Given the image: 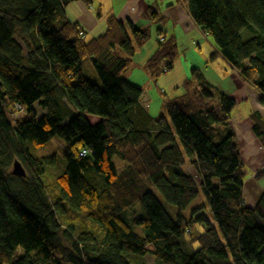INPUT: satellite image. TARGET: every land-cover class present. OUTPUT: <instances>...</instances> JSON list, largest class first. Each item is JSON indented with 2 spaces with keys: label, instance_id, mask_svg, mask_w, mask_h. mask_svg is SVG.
I'll use <instances>...</instances> for the list:
<instances>
[{
  "label": "trees",
  "instance_id": "1",
  "mask_svg": "<svg viewBox=\"0 0 264 264\" xmlns=\"http://www.w3.org/2000/svg\"><path fill=\"white\" fill-rule=\"evenodd\" d=\"M71 1L80 0H0V264H132L130 254L146 253L155 264H264V193L243 205L235 98L191 66L182 91L165 99L166 115L153 116L141 87L123 76L148 27L109 15L103 33L87 39L65 15ZM178 1L211 37V55L264 97V0ZM142 16L157 26L144 63L155 81L179 50L157 6ZM84 60L98 82L82 72ZM86 114L101 119L91 124ZM249 116L264 144L263 119ZM54 136L65 143V167L44 183L52 157L32 150ZM13 160L24 177L9 172ZM199 188L206 205L185 215Z\"/></svg>",
  "mask_w": 264,
  "mask_h": 264
},
{
  "label": "crops",
  "instance_id": "2",
  "mask_svg": "<svg viewBox=\"0 0 264 264\" xmlns=\"http://www.w3.org/2000/svg\"><path fill=\"white\" fill-rule=\"evenodd\" d=\"M150 5L157 6L161 15L165 16L164 22L161 23L165 35H167V29H173L172 35L176 37L179 55L171 71L180 69L174 75L178 77L174 82L166 85L162 83L160 76L154 81L147 75L146 70H144V63L155 50L156 43L148 45L145 43L146 46L142 45L136 48V53L132 56L133 60L131 58V64H133L135 63L134 57L138 53H143L141 57L142 64H139V66L144 70L145 76L140 81L141 84L132 78L133 70H130L131 68L125 70L127 73L124 72L126 73L124 77L141 87V102L143 101L144 104L146 101L148 102L149 106L146 103V109L153 116L158 115L160 112L151 111L150 104L152 102L149 103V100L152 101L158 92L164 91L163 93H165L171 87H178L188 75L191 66L200 68L204 77L219 91L235 98V106L231 111L230 122L232 129L235 131L236 141L245 165V176L241 188L242 200L243 205L247 207L255 206L260 195L264 193V144L251 128L253 122L249 115L252 112H258L264 122V97L259 90L243 80L238 72L229 66L221 56L216 53L211 55L216 50L212 39H209L208 35L194 25L189 15L186 14L183 4L178 0H92L90 4L80 0L69 2L64 6V9L68 20L76 22L78 28L84 31L85 37L90 39L103 33L106 17L109 15H114L123 21L128 19L134 26L144 27L146 18L144 19L142 14ZM175 29L179 30L180 36L184 37L182 48L178 44ZM209 48H212L211 51ZM181 50L194 53V59L186 64L185 68L181 58H179L182 55ZM184 55L185 53H183ZM161 84L164 85V88L160 86ZM172 95L174 94H170V96ZM189 170L195 175L196 171L193 168Z\"/></svg>",
  "mask_w": 264,
  "mask_h": 264
},
{
  "label": "rangeland",
  "instance_id": "3",
  "mask_svg": "<svg viewBox=\"0 0 264 264\" xmlns=\"http://www.w3.org/2000/svg\"><path fill=\"white\" fill-rule=\"evenodd\" d=\"M145 25L149 29V37H148L149 39L146 41L147 45L150 43L151 44L156 43V41H157L156 27L157 26H155L154 24H150L149 22H147V20L145 22ZM174 31H175V35L178 36V44H179L180 48H182V46L184 45V37L180 36L179 30L175 29ZM172 32H173V29H167V35L172 34ZM209 39H211V37H209ZM144 46H146V45H144ZM144 48H142V49H144ZM211 49H210V51H211ZM116 50H118V52L121 55L123 54V52L120 48H116ZM180 53L182 55H180L179 58H181V62L185 68V65L188 64L192 59H194V57H193L194 53H192L191 51H188V50H181ZM183 53H185L184 56H183ZM142 56H143V53H138L134 57L135 63L131 64L128 67V69L131 68L130 70H133L132 78L135 81H138L139 83H140V81H142L143 77L145 76L144 70H142V68H140V66H139V64H142L141 63V57ZM132 60H133V58H132ZM179 70L169 71V73H163V74L159 75L160 77L159 76L158 77L160 78V80H162L163 84L165 83L166 85H169L172 82H174V80H176V78L178 76H174V75ZM187 71H188V68H187ZM82 72H84L87 76H89L93 81L98 82L97 74H96L95 70L93 69L91 63L88 62V60L83 61ZM126 73H123V76L126 75ZM160 86H162L164 88V85L161 84ZM172 91H173V93H171ZM181 91L182 90L180 89V87H174V88L171 87L168 91L166 90V93H167V95L170 96V94H179ZM159 93H161L162 95ZM166 93L163 94L162 91L158 92V94H156L154 96L152 101L149 100V103L152 102L150 104L152 112H158V113L162 112L166 115L165 107L163 108L164 103H165V99H167V97H169V96L165 95ZM163 95H165L167 97L162 98ZM159 96H161V98ZM140 101H141V99H140ZM146 103L148 105L147 101H146ZM146 103H145V106H146ZM35 107L37 109V115H39V114L41 115L43 112V109H41L38 106H35ZM159 109H160V111H159ZM158 113H156V114H158ZM86 115H87L88 120L91 124L96 123V121H98L97 119H101L97 115L96 116L89 115V114H86ZM65 151H66V148H65L64 141L61 138L56 137V136H54V138L50 139L43 147L33 148L32 153L37 157H44V156L52 157V162L45 166V174L41 178L44 183H46L47 180H49V179L55 178L57 175L61 174L64 171V167H65L64 154H65ZM182 151H183V148H182ZM114 163H115V166L117 167V169L120 170L121 166L123 165V162L120 159L118 160L117 158H115ZM217 182H218V179L217 178L214 179L213 183L217 184ZM151 189L154 192L156 198H158L160 200L161 204L163 205V208H166L169 215L171 217H173L175 208H173L172 205H170L168 202H166V200L164 198L161 197V195L159 194L156 187H154L152 185ZM204 204L206 205L205 196H203V192H202L201 188H199L196 199H194L187 206L186 210H184V214L186 215L190 212L191 206L204 205ZM129 261L132 264H155L154 258L150 253H146L145 256H140L137 254H130L129 255ZM60 262H61V264H69L68 262H65L61 259H60Z\"/></svg>",
  "mask_w": 264,
  "mask_h": 264
},
{
  "label": "water",
  "instance_id": "4",
  "mask_svg": "<svg viewBox=\"0 0 264 264\" xmlns=\"http://www.w3.org/2000/svg\"><path fill=\"white\" fill-rule=\"evenodd\" d=\"M12 175L24 177L26 172L19 161L13 160L12 166L9 171Z\"/></svg>",
  "mask_w": 264,
  "mask_h": 264
},
{
  "label": "bare ground",
  "instance_id": "5",
  "mask_svg": "<svg viewBox=\"0 0 264 264\" xmlns=\"http://www.w3.org/2000/svg\"><path fill=\"white\" fill-rule=\"evenodd\" d=\"M255 87H256V86H255ZM258 89H259V88H258ZM259 91H260V90H259ZM163 92H164V91H162V93H163ZM165 93H166V92H165ZM261 93H262V92H261ZM159 94H161V93H159ZM163 94H164V93H163ZM161 95H162V94H161ZM165 95H167V93H166ZM165 95H163L162 98H163V97H164V98L167 97V96H165ZM159 97L161 98V96H159ZM168 99H169V98H168ZM160 101H161V100H160ZM162 106H163V105H162ZM162 106H161V107H162ZM163 108H164V106H163ZM160 109H161V108H160ZM160 109H159V111H160ZM160 113H162V112H160ZM39 115H40V114H39ZM39 117H40V116H39ZM183 170H184V169H183ZM106 172H107V171H106ZM184 172H185V171H184ZM185 173H186V172H185ZM94 176H95V173H94ZM109 176H110V175H109ZM114 176H115V175H114ZM114 176H113V178H114ZM116 176H117V175H116ZM110 177H112V176H110ZM110 177H109V179H110ZM118 178H119V176H118ZM114 180L116 181L115 178H114ZM118 180L120 181L121 179L119 178ZM110 181L113 182L112 179H110L108 182L110 183ZM90 182H91V181H90ZM120 182H121V181H120ZM120 182H119V183H120ZM113 183H115V182H113ZM117 183H118V182H117ZM119 183H118V185L120 186L121 184H119ZM91 184H92V183H91ZM107 184H108V183H107ZM109 185H110V184H109ZM92 187H93V186H92ZM95 188H96V187H95ZM97 190H98V189H97ZM107 190H108V191L110 190L108 186H107ZM245 206H246V205H245Z\"/></svg>",
  "mask_w": 264,
  "mask_h": 264
},
{
  "label": "built area",
  "instance_id": "6",
  "mask_svg": "<svg viewBox=\"0 0 264 264\" xmlns=\"http://www.w3.org/2000/svg\"><path fill=\"white\" fill-rule=\"evenodd\" d=\"M81 34V33H80ZM158 37H160V39H163V37L161 36V35H159ZM87 151H88V149H82L80 152H79V154L80 155H85V154H87Z\"/></svg>",
  "mask_w": 264,
  "mask_h": 264
}]
</instances>
